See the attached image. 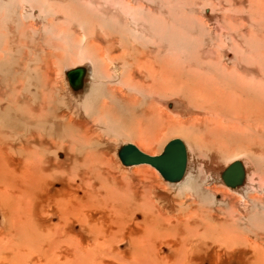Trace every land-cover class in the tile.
<instances>
[{
  "label": "bare ground",
  "instance_id": "obj_1",
  "mask_svg": "<svg viewBox=\"0 0 264 264\" xmlns=\"http://www.w3.org/2000/svg\"><path fill=\"white\" fill-rule=\"evenodd\" d=\"M97 1L108 17L82 9L78 23L70 17L77 9L58 10L53 0H0V264H264L258 144L235 152L209 147L201 173L196 140L183 138L186 172L166 181L170 189L137 185L143 164L117 161L127 142L160 146L165 135L196 133L210 118L221 142L232 137L233 121L242 136L264 137V73L252 82L212 77L207 68L196 73V60L169 53L166 30L145 16L169 2L182 14L233 16L245 32H264V0H196L198 7L195 0ZM221 22L231 33L233 23ZM174 42L172 50H184ZM76 67L85 76L73 89L66 72ZM230 91L239 115L229 109ZM174 118L179 130L162 126ZM135 145L143 151L146 144ZM236 160L244 182L227 187L240 198L222 190L221 173Z\"/></svg>",
  "mask_w": 264,
  "mask_h": 264
},
{
  "label": "rangeland",
  "instance_id": "obj_2",
  "mask_svg": "<svg viewBox=\"0 0 264 264\" xmlns=\"http://www.w3.org/2000/svg\"><path fill=\"white\" fill-rule=\"evenodd\" d=\"M201 1H205V0H201ZM201 1H199L197 3L199 4ZM91 2H93V4H91ZM98 2L99 1H97V0H95V1L94 0H81V1L80 0H53V4L55 5V7H57L58 10H60V8H62L64 6H68V8L70 10H72L73 8H74V10L77 9V10H75V13H72L70 11L71 12L70 17L72 18L71 19L72 21H76L78 23H80V22L83 23L84 19L86 18V16L83 14L84 11L82 9H84L86 11L88 10L87 12H89V13L94 11L95 14L101 15L103 17V15L105 14L106 11L101 10V5H100L101 3L99 4ZM194 2H195L194 5L195 6L197 5V7H198L196 0ZM76 5H79V6H76ZM81 5H82V7H81ZM164 6H165L164 10L161 9V10H163L162 11L163 14L159 10L160 12H158V11H156V12L153 11V12H148V13L146 12L145 16L151 20L150 21L151 27L155 26V27H153L154 29L159 28L160 32H163V30H166V31H164L166 33L165 44L168 45V48H170L169 53L171 52V54L173 53V55H176L180 58H184V57L186 58L187 57L186 61L196 60V73H201V72L205 73V70L207 68V69L213 70L211 72L212 77L214 76V77H218L221 79H228L229 78V79H231L230 81H233V80L236 81L237 79L241 78L242 76L247 75V77L250 79L251 82L253 80L255 81V79H254V78H256L255 73H258V72L264 73V65H263L264 64V32H259V31L257 32L256 30H255L256 31L255 32L254 29H251V31L248 33V32H245L243 29H241L237 26L238 23L236 24L235 19L237 21L238 18H235L233 16L219 17L218 19H221L222 22L228 23V21H229V23H228L229 26L232 23L235 25L234 26L232 24V26H230L232 28L230 29L231 33H229L225 29L219 27L221 21L220 20L217 21V18H215L216 16L213 17L212 20H210V18L207 19V16L206 15H205L206 17L203 16V14L199 11H196L197 13L195 12L196 14L193 13V15L190 13H184V12L182 14V11H179V10L177 11V9H175L176 8L175 6H177V4L175 5V3L172 4V3L166 2ZM94 7H96V8H94ZM197 7H195V9ZM88 8H90V9H88ZM95 9H98V10H95ZM74 10H72V11L74 12ZM77 11L79 13L78 14L79 17L77 15ZM81 14H83V15H81ZM179 14H181L184 19L181 16H179ZM185 14H190L191 16L185 15ZM108 15H109V13L108 14L106 13L104 17H108ZM83 17H84V19H83ZM73 18H74V20H73ZM78 18H79V20H77ZM190 19L191 20L194 19L193 22ZM205 19H206V21H205ZM177 21H179V22H177ZM212 22H213V24H212ZM230 22H232V23H230ZM189 23L192 25H190ZM159 25H160L161 29H160V27H156ZM70 26L74 27V26H72V23ZM194 26H195V28H193ZM215 26H218L219 29H217V27L215 28ZM103 27H105V26L100 27V29L101 28L104 29ZM162 27H163V30H162ZM233 27H235V29L236 28H238V29L235 30V29H233ZM178 39L182 40V42L184 44V48H183L184 50H182V51H179V50L175 51V50L171 49L173 47V45L175 44V42L173 43V41H175V40L177 41ZM252 46H253V48H251ZM226 47H230V49H235L234 51L236 53H234V51L231 50L233 52V54L232 55L229 54L228 58H225V57L223 58V55H224L223 50ZM242 47L247 48V52H245L246 51L245 48H243V50H241ZM221 49H223V50H221ZM216 52H217V55H215ZM218 52L221 53L222 55L219 54ZM246 54H247V56H246ZM215 56H217V57H215ZM232 56H233V58H232ZM230 58H232V63L230 62L231 61ZM225 59H228V60L226 61ZM255 59H256V61H255ZM260 61H261V63H260ZM258 63H260V64H258ZM253 64H255V65H253ZM239 65H240V68H239ZM258 65H259V67H258ZM253 67H254V69H253ZM201 68H203V69H201ZM226 69H228V70H226ZM228 71H229V73H228ZM229 93H231V94H229ZM229 93L227 95V96H229L228 97L229 109L232 111L233 114L236 113L239 115L240 114V107L238 104L236 94H235V92L233 93V91H230ZM161 109L165 110L164 107H162ZM166 111H167V109H166ZM167 113H169V112L167 111ZM197 117H202V116H200L199 114L196 113V118ZM204 121H206V122H204ZM202 122H204L203 124L205 126L202 125ZM202 122H201V127L199 126L200 130L197 131L196 133L193 132L191 134L190 132L186 133V131H185V132L181 133V135L180 134L175 135V136H171L169 134L165 135L164 139L162 140V143H161L163 146L161 144H160V146L159 145H153V143L151 144L150 142H144V141L140 142L139 140H136L134 143L139 145L140 147L144 143V144H146V145H143L144 146L143 151L145 153H147L149 155H158L159 153L162 152V148L164 147V145L168 141H170L171 139L186 138L189 141H192L194 139V140H196L195 145L197 144V146H196V149L193 147V150H194L193 156L196 157V163H197V165L199 167V171L201 173H203L207 170L208 165L206 166V164H207L206 160L209 159L208 156L210 157L211 153L215 152V150L219 151L220 149H224L223 150L224 152L226 150H230V151L235 152L239 148L242 149L245 145L255 146L256 144H258V147H256L254 149V152H256V154L258 155L259 166H260V169H262L261 174L264 176V137H261V136L258 137L255 135L254 132H249V134L247 136H242V132L244 130V127L238 121H233V122H231V124L234 128V133H233L232 137L230 138L229 142L224 143L223 141L221 142V138L218 137V129H217L218 127H216V125L218 123H217L216 119L210 118L208 120H203ZM162 126L168 128V129H172V130H179L181 128V124L178 123L177 118H174L173 120L165 121ZM208 134H209V136H208ZM216 137H218V139H220V141ZM204 146H206V147H204ZM238 146H242V147H238ZM199 147H200V149H199ZM209 147H212L210 149L214 148L215 150L213 149L214 151L212 152V150H210ZM206 150H208L209 152ZM202 154H205L204 155L205 157L208 155L206 157L208 159H206ZM118 158H116V159H118ZM117 161H119L120 162L119 164H121V161L119 159ZM222 163H224V162H222ZM250 163H252V162H250ZM226 164L224 163V165H226ZM219 165H221V166L220 167L218 166V169L222 168V166H224L221 163ZM255 165L256 164H250L251 170L255 171V169H256ZM120 166H123V164H121ZM139 169L140 170L138 171V175L142 177V180L138 181L137 183L135 182L137 185H140V186L147 188V189H157L158 187L163 188V189H170L169 186L166 184V181L160 175V173L151 165L143 164V166L142 167L140 166ZM119 171L122 172L124 175H126L125 174L126 172L124 170H119ZM127 178H129V177H127ZM125 181H126V187L130 188L131 185L129 183L133 180L129 178V179H125ZM222 190L228 196L240 198V196H237L238 194H236V192H231L228 189V187L225 185H223Z\"/></svg>",
  "mask_w": 264,
  "mask_h": 264
},
{
  "label": "water",
  "instance_id": "obj_3",
  "mask_svg": "<svg viewBox=\"0 0 264 264\" xmlns=\"http://www.w3.org/2000/svg\"><path fill=\"white\" fill-rule=\"evenodd\" d=\"M69 85L78 89L83 83L85 69L76 67L66 72ZM118 156L125 166L149 164L154 167L162 178L171 183H177L185 175L188 153L186 145L180 138L168 141L158 155H149L140 150L135 144L127 143L120 147ZM222 180L228 187H237L244 182L245 171L241 161L229 164L221 173Z\"/></svg>",
  "mask_w": 264,
  "mask_h": 264
}]
</instances>
